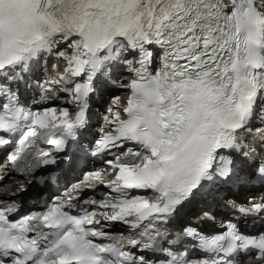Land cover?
Wrapping results in <instances>:
<instances>
[{"label":"bare ground","instance_id":"obj_1","mask_svg":"<svg viewBox=\"0 0 264 264\" xmlns=\"http://www.w3.org/2000/svg\"><path fill=\"white\" fill-rule=\"evenodd\" d=\"M153 0H53L55 11L59 18L71 19L72 25L63 31V34H58L59 37L56 43L53 42L54 37L49 39L48 47L50 49H57L58 51L69 55L74 48L75 40L71 44L65 42L76 31L82 30L87 24L93 22L95 19H100L106 15L115 17L121 25L128 28L130 34V41L140 39L141 27L147 14V10ZM227 13L248 15L250 13H259L264 16V0H217ZM64 41V42H62ZM46 52H48L46 50ZM48 59V58H46ZM49 64L45 63L44 67ZM121 72V73H120ZM134 76L131 68H124L118 70L116 76L110 81L113 84L112 93L115 98L110 102L113 115L122 112L125 106L124 101L130 94L131 82ZM28 77L24 81L30 80ZM109 93V92H108ZM1 174L10 172L6 175L1 185H3L6 192H0L3 198H13L19 200L24 197L27 191L30 190L29 179L30 176L23 177L19 174L17 176L9 169L8 159L2 158L0 155ZM8 192V193H7Z\"/></svg>","mask_w":264,"mask_h":264},{"label":"rangeland","instance_id":"obj_2","mask_svg":"<svg viewBox=\"0 0 264 264\" xmlns=\"http://www.w3.org/2000/svg\"><path fill=\"white\" fill-rule=\"evenodd\" d=\"M56 42V41H55Z\"/></svg>","mask_w":264,"mask_h":264}]
</instances>
